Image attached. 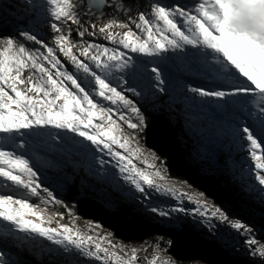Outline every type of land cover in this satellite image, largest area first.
<instances>
[{"label":"snow or ice","instance_id":"obj_1","mask_svg":"<svg viewBox=\"0 0 264 264\" xmlns=\"http://www.w3.org/2000/svg\"><path fill=\"white\" fill-rule=\"evenodd\" d=\"M27 7L36 9L35 0ZM39 7L47 13L41 22H47V39L27 25L15 34L0 32V137L12 146H0L5 186L0 223L9 232L43 238L98 264H138V253L145 250L118 240L100 222L87 221L86 231L77 227L75 206L46 185L16 150L39 139L82 152L102 168L109 163L103 157L114 162L153 219L159 217V230L172 237L153 241L147 264L203 261L196 255H164L179 248L180 220L174 214L198 218L210 232L235 233L236 242L264 264V237L254 235L252 225L207 192L170 176L164 154L145 139L148 116L136 99L144 95L138 87L169 94L173 102L183 94L186 107L228 116L225 134L247 153L242 171L257 182L264 199V0H152L139 7L136 0H42ZM97 21L98 32L113 46L96 42ZM73 25L79 40L72 37ZM170 58L185 62L206 83L166 79L162 65ZM149 63L155 64L150 71ZM159 197H170L178 206L166 208ZM56 206L63 211L50 213ZM65 214L71 226L62 223ZM0 264H7L2 252Z\"/></svg>","mask_w":264,"mask_h":264},{"label":"rangeland","instance_id":"obj_2","mask_svg":"<svg viewBox=\"0 0 264 264\" xmlns=\"http://www.w3.org/2000/svg\"><path fill=\"white\" fill-rule=\"evenodd\" d=\"M150 2H152V0H136L137 7H139L140 4L147 5ZM165 2H167V0H165ZM28 3L29 0H3V2L0 3V7L2 9L9 10L8 8L3 7L4 4H7L11 7L12 10H14L13 8L17 6L27 7ZM35 3L40 5L42 3V0H35ZM46 14V11L43 10L41 19H39L35 23V30L33 29V31H35L40 37H44L47 39L49 37L47 22L41 23L42 21H45ZM105 19H107V17H105ZM85 22H87V18H85ZM100 23L101 21H97L96 42L106 43L109 47L113 46L111 44H108V42L104 40V34L98 32ZM75 27V25L72 26L73 31L75 30ZM12 28H16V26H13ZM18 29L19 28L17 27V30ZM0 32L7 34L6 32L1 30ZM133 55L134 58H137L135 57V54ZM138 59H144L145 62H147L151 58ZM170 60L171 58L169 59V61ZM153 66H155V64H148L149 71ZM172 66L173 64H166V66L162 65V67H164L165 78L172 79L174 81H180V75L177 73L178 70ZM189 73L190 76L194 75L191 71ZM115 75L119 76L120 74L115 73ZM137 83H139V81ZM137 90L144 92L143 96L136 98L137 100H139L142 109L143 106L150 105L149 107H151V109L161 118H164V120H171V118H174V116L179 113H181L182 116L184 114H187L185 111H183L184 109H181L183 103L181 101L178 104L173 103L169 94H154L151 89H145L143 87H138ZM189 120L187 122H184L186 131L182 130L181 123H179L180 127L174 126L173 123H170L172 127L175 128L174 130H177V134L185 135V138L189 139L184 143V145H181L183 149V157L181 158V161L183 162V164H179V166L193 176H209L212 183L216 184L225 195L232 198L234 204L229 202L220 203L211 197L209 198L211 200H214L218 205H222L230 214L242 218L246 223H249V221L254 223L255 225H252L254 228L253 234L258 238L264 237V214L253 207L251 199H249V197L245 195V191L250 189L251 186L257 188V182L254 181L253 177L249 175L246 170L242 171V168H247V164L244 160V158L247 156V153L240 152L238 150V146L232 141L230 136L220 134L218 132L219 127L217 126V124H208L207 122L209 120H205L206 122L202 121L201 123L197 122V120H192L193 122ZM224 150L226 153H228V159L222 162L221 165V161L219 160L221 159ZM59 153L60 155H62L61 152H58L57 154ZM97 156L98 158L100 157V155ZM80 157L81 156H73L70 160L67 158L65 160L69 164L71 163L73 165L76 163L77 165L81 161ZM84 157L86 159L84 161L85 166L81 174L82 181L79 186L83 196L101 203V205L109 212L124 213V217L126 218H132L134 215H138L142 218L143 221L150 222L153 225L154 229L160 228V225L158 223L159 217H157L155 220L153 219V216L155 214H152L150 210L146 208V202H142L139 199L140 194L136 193L134 188L130 184L123 181V179L119 175L118 169L113 168L112 166H106L103 168L96 167L95 165H93L91 157H88L86 155ZM27 158L34 166V170H38L41 178L45 180L46 185L57 189V194L65 199V201L68 203L67 197H71V195H69V192H71L69 185V183H71V178L69 175L70 172L63 164V162L61 163L57 161L56 154H51L48 148H39L36 154L29 155ZM165 159L169 161L168 158ZM106 160L110 161V158L106 157ZM204 161L208 163L207 167H204ZM236 180L241 181L238 183ZM244 181L247 182V187L243 184ZM188 183L191 184L190 182ZM0 184L3 187L0 188L4 189L5 186L2 183ZM87 186H90L91 189H87ZM193 188L199 191H203L198 189L194 185ZM106 191L110 192L109 195L105 194ZM74 196V199H76L74 203L77 205V201L80 199V196L78 194H75ZM167 199L172 200L170 197H167ZM158 200L159 202H162V206L166 208L178 206L177 202H171L168 204L159 198ZM56 207L60 208L59 206ZM53 208L54 207H49L50 213L54 212ZM75 210L77 212V208H75ZM77 215L80 217V219L76 221V225L77 227H80L85 231L87 230V221H96L94 219L82 217L78 213ZM174 215L177 217L179 216L178 218L180 220V227L176 228L175 230L182 231L184 229H188L199 239L212 242L214 244V254H219V252L223 250L233 259L243 260L248 264H261L260 258L252 257L248 254V250L242 243L236 242L239 238L236 237L235 233H230L229 230L224 228L220 229L219 234L217 232H210L208 227L200 222L198 218H195L193 216L184 217L183 214ZM68 219L69 220L64 219L62 223H66L71 226V218L68 217ZM255 220L258 221V223H256ZM104 227L114 232L109 227ZM19 234L20 237L23 238V240L24 237L32 238V241H29L31 243L28 242V244L26 243L28 246H25L24 242V245L18 246L14 242L13 246L9 247V245H11L10 242L2 241V243H0V252L4 254V258L7 261V264H33L31 258L29 257V254L31 255V253L35 254L34 252H41V247L38 248L37 245L40 240L38 239L39 241L35 243L33 241H35L38 237L28 236L24 233ZM160 236H164L165 239H171L169 236L161 234H156L144 240L134 241H126L117 236L116 237L118 238V240L123 241L130 247L138 246L145 249L138 253V264H147V260H150L153 256L152 243L157 237ZM181 241L183 243L181 250H183L189 256L210 255V252L206 249H200L197 246L193 247L190 243H188L187 240L184 239V237H181ZM58 248L60 247L57 245H53V252H50V254L52 253L50 255L51 264H98V262L89 261L87 258L79 257L75 251L66 253L64 251L58 250ZM40 252L37 256H41L42 258ZM168 254L171 253H169L168 251L164 255L167 256ZM184 264H191V262L186 261L184 262ZM201 264L209 263L201 261Z\"/></svg>","mask_w":264,"mask_h":264},{"label":"water","instance_id":"obj_3","mask_svg":"<svg viewBox=\"0 0 264 264\" xmlns=\"http://www.w3.org/2000/svg\"><path fill=\"white\" fill-rule=\"evenodd\" d=\"M145 139L148 140L149 144H154L164 154V158L169 159V171L172 177L187 180L198 189L207 192L209 197L220 203L229 202L234 204L232 198L225 195L216 184L212 183L209 176L198 175L196 177L179 166V164H183L181 161L183 149L178 143L176 131L164 118L160 117L155 123L149 125V132ZM77 213L82 217L100 221L104 226L112 229L117 237L126 241L144 240L156 234L165 235L163 231L159 230L160 228L154 229L150 222L143 221L138 215L126 218L124 213L109 212L101 203L88 197L80 198L77 201ZM175 235L179 242V248L170 249L169 253L171 254L189 256L181 250L183 245L181 237H184L193 247L197 246L210 252L208 256L200 255L204 258L203 261L209 264H248L243 260L231 258L223 250L219 254H214L215 250H213L214 244L212 242L199 239L187 229L182 231L175 230ZM169 237L172 238L171 236Z\"/></svg>","mask_w":264,"mask_h":264},{"label":"bare ground","instance_id":"obj_4","mask_svg":"<svg viewBox=\"0 0 264 264\" xmlns=\"http://www.w3.org/2000/svg\"><path fill=\"white\" fill-rule=\"evenodd\" d=\"M171 55V54H170ZM172 61V62H171ZM173 64V66L172 67H175V69H177L178 70V68H180L181 70H185V71H190V69H191V67L190 66H188V65H186V63L185 62H182V61H180V60H177V59H175V58H171V60L170 61H168L167 62V65H172ZM177 67V68H176ZM172 70V69H171ZM172 74V73H171ZM177 76V75H176ZM184 77H185V75H184ZM183 77V78H184ZM200 78H203V77H201V76H199ZM182 81H183V83H187V84H189V82H188V79H186V78H184V79H182ZM202 83H206V82H200V81H198L196 84H202ZM181 95V98H179V99H182V102H183V94H180ZM184 104V103H183ZM184 107L186 108V109H192L193 111H195V113H194V116L195 117H192L193 119L192 120H197V122H201V121H203V122H206L205 121V119L206 118H209V121L207 122L208 124H210L211 123V125H213L214 123L215 124H217V126L219 127V129H218V132L220 133V134H222V135H227V134H225L226 132H227V130H228V121L227 122H225L224 121V116L225 115H222V114H220V113H213L211 110H207V111H205V110H201L200 108H198V107H196V106H185V104H184ZM180 115H182L181 113H179ZM215 117H219L218 119H215ZM222 118V119H221ZM252 122V121H251ZM213 123V124H212ZM197 136V135H196ZM42 141V143H39L38 142V144H37V148H40V149H46L48 146H51V147H53L55 150H59V149H61L60 148V146L61 145H59V144H57V143H52V142H48V143H45L43 140H41ZM47 146V147H46ZM60 152H62V154H64L67 158H69V159H71L73 156H80L81 155V152H77L75 149H72V148H69L68 146H65V149L64 150H62L61 149V151ZM224 152H225V150H224ZM225 154V153H224ZM223 154V155H224ZM85 155V154H84ZM97 155H101V154H97ZM235 155V154H234ZM87 156V155H86ZM226 156V155H225ZM90 157V156H89ZM81 158H83V157H80V159ZM227 158V157H226ZM103 159H105L106 160V156L105 157H103ZM107 161H109V160H107ZM220 161V160H219ZM48 162V161H47ZM93 163V162H92ZM114 162H112V161H109V163H107L105 166H103V167H106V166H112V164H113ZM93 165H95L96 167H101L98 163H93ZM207 165H208V163L206 162V161H204V167H207ZM95 167V168H96ZM113 170V169H112ZM116 170V169H115ZM96 171V170H95ZM225 176V175H224ZM233 177V176H232ZM253 182V181H252ZM244 185H246V187H247V182H245L244 181V183H243ZM0 187L1 188H3L2 187V185L0 184ZM0 188V191H2V190H4V189H1ZM249 190V191H248ZM248 190H246L245 191V195H247L248 197H249V199H251V203L253 204V207H255L257 210H259L260 212H262L263 214H264V199H262L261 198V195H260V193L257 191V188L256 187H254V186H251V188L250 189H248ZM159 199H161L162 201H164V202H166V203H171V202H176V201H172V200H170V199H167V197H159ZM179 217V216H178ZM256 221V220H255ZM256 223H258V221H256ZM247 224H249V225H255L254 223H252L251 221H249V223H247ZM3 226V230L2 231H0V242H2V241H7V242H10V244H13L14 243V241H13V239H11L10 237H8V232L6 231V229H7V226L6 225H4L3 223H0V228ZM257 226V225H256ZM4 228H5V230H4ZM188 230V229H187ZM190 231V230H189ZM191 232V231H190ZM192 233V232H191ZM33 237V236H32ZM9 239H11V240H9ZM38 239L40 240V242L37 244L38 245V248H40L41 247V252H40V255H42V258H46V259H50V255L52 254H50V252H53V245L54 244H52L50 241H47V240H45V239H43V238H40V237H38ZM17 243H20V239L18 238V240L16 241ZM24 242H25V246H28L27 244H28V242H29V238H25L24 240H23V245H24ZM47 242H49V243H47ZM27 243V244H26ZM29 243H31V242H29ZM40 245V246H39ZM3 247V246H2ZM28 250V249H27ZM58 250H60V251H63V249L62 248H58ZM35 251V250H34ZM38 251V250H37ZM73 251H75V250H73ZM39 252H34L35 253V255H38L39 254ZM25 253V252H24ZM53 256V255H52Z\"/></svg>","mask_w":264,"mask_h":264},{"label":"trees","instance_id":"obj_5","mask_svg":"<svg viewBox=\"0 0 264 264\" xmlns=\"http://www.w3.org/2000/svg\"><path fill=\"white\" fill-rule=\"evenodd\" d=\"M0 9L2 8L0 7ZM13 9L14 10H11V11L6 10V9H2V11H0V30L1 31H4L6 33H15L17 31V27L22 28L25 25H27V27H29L30 29L35 30L34 25L39 19H41V14L43 12V10L39 7V5H37L36 9L26 8L22 6L15 7ZM13 26H16V28H12ZM72 37L76 40L79 39V37L76 34V30L72 31ZM149 106L150 105L143 106V111L147 114L149 125H150V124L155 123L160 116L156 114ZM177 140L180 145H184V143L189 139H186L185 135L177 134ZM226 159H228V153L223 152L222 157L220 159L221 165H222V162H224ZM69 172H70L69 175L71 178L70 179L71 183H69L71 192H69V195H71V197L70 198L67 197V201L69 204H72L75 206V208H77V205L74 203L76 201V199H74L75 197L74 195L78 194L80 198L85 197L83 196L79 188L81 181H82V175L78 173L76 169L72 167L71 165H69ZM109 193H110L109 191L105 192V194L107 195H109ZM53 210L54 212L63 211V209L58 208V207H54ZM64 219L69 220L66 214H65ZM29 257L31 258L33 264H48L46 258L37 259L36 257H33V256H29Z\"/></svg>","mask_w":264,"mask_h":264}]
</instances>
